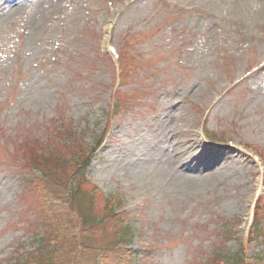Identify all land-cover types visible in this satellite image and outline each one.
I'll return each instance as SVG.
<instances>
[{
  "label": "rangeland",
  "instance_id": "1",
  "mask_svg": "<svg viewBox=\"0 0 264 264\" xmlns=\"http://www.w3.org/2000/svg\"><path fill=\"white\" fill-rule=\"evenodd\" d=\"M213 3L0 0V264L31 260L54 213L79 234L84 206L60 198L46 170L59 158H88L101 214L108 199L120 205L103 233L118 219L129 238L108 264L264 252L246 244L254 211L264 219V67L251 72L264 64V6L248 0L231 17ZM130 54L146 69L130 71ZM204 122L217 144L203 141ZM159 163L166 178L153 175Z\"/></svg>",
  "mask_w": 264,
  "mask_h": 264
},
{
  "label": "trees",
  "instance_id": "2",
  "mask_svg": "<svg viewBox=\"0 0 264 264\" xmlns=\"http://www.w3.org/2000/svg\"><path fill=\"white\" fill-rule=\"evenodd\" d=\"M64 160L63 158L54 159L51 165L53 167L50 166L46 170H49V175L52 176V178L49 176V179L53 184L56 183L63 188L64 192L60 193V198L70 200L79 207L84 206L85 211L81 208L78 210L79 228L81 227L82 230L80 228L79 234L69 235V232H66L72 230L73 216H64V222H62V216H54L56 214L54 213L51 216L52 224L49 223L51 231L46 238L47 242L43 240V237H39L34 257L19 264H108L110 256L114 258L117 256L116 261L119 262L123 257L118 256L119 245L126 244L129 238V232L125 231L127 228L125 223L123 222L121 226L117 219L113 232L104 231L103 233V227L108 222V218L113 217L114 214L119 215L117 213L119 204L108 200L106 213L101 214L100 209L94 204L95 195L88 190L90 187L86 178L88 158L76 164L74 168L66 167ZM66 165H69L68 162ZM64 225L66 229L61 228ZM60 229L64 230L62 234ZM83 233H85L84 236H82ZM248 238V243L264 241V223L261 217L254 216ZM237 256L238 259L229 258L226 264H250L241 252ZM262 259L259 253L256 254L255 263L261 264Z\"/></svg>",
  "mask_w": 264,
  "mask_h": 264
},
{
  "label": "bare ground",
  "instance_id": "3",
  "mask_svg": "<svg viewBox=\"0 0 264 264\" xmlns=\"http://www.w3.org/2000/svg\"><path fill=\"white\" fill-rule=\"evenodd\" d=\"M261 1L263 2V6H264V0H261ZM209 2L210 3L214 2L213 4L226 6V8H224L223 10L225 11L226 14L231 15V17H233L236 15H239L240 11L243 10L242 8L247 5L248 0H209ZM263 6L260 8L262 9ZM261 9H260V11H261ZM262 12L263 13L261 15H262V18L264 19V11H262ZM179 160L182 162V164L189 167V170L195 171L194 165L190 164V160L186 156H184V153H180ZM222 164L223 163H220L219 165H222ZM158 167L161 170H159ZM162 169H164V171H166L162 164H160V163L157 164V167L154 169L155 171L153 173L155 178H158V177L166 178L167 174L165 176V173ZM187 181H189V180H187Z\"/></svg>",
  "mask_w": 264,
  "mask_h": 264
}]
</instances>
